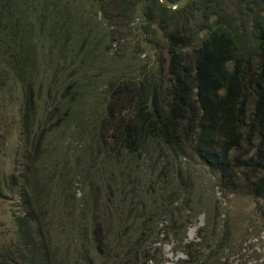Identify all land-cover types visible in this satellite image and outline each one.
<instances>
[{"label": "trees", "instance_id": "trees-1", "mask_svg": "<svg viewBox=\"0 0 264 264\" xmlns=\"http://www.w3.org/2000/svg\"><path fill=\"white\" fill-rule=\"evenodd\" d=\"M127 5L164 31L169 65L161 59L135 88L111 82L95 93L103 76L89 39L71 54L82 10L69 0H0V88L22 84L26 98L18 113L24 161L16 149L12 174L0 172V195H17L21 208L14 253L23 258L4 255L6 264H164L166 243L186 255L176 264H226L239 210L223 215L218 206L212 227L188 240L206 175L224 193L247 195L264 217V0ZM84 48L82 69L94 75L74 70L76 80L58 82L59 68L42 104L36 71L55 55L79 60Z\"/></svg>", "mask_w": 264, "mask_h": 264}, {"label": "rangeland", "instance_id": "rangeland-1", "mask_svg": "<svg viewBox=\"0 0 264 264\" xmlns=\"http://www.w3.org/2000/svg\"><path fill=\"white\" fill-rule=\"evenodd\" d=\"M69 1L78 10H82V15L78 18L82 31L76 42L73 33V42L71 43L76 48L75 51L72 50L71 54H78L84 40L89 39L88 44L92 53L88 56L96 68H93L94 72L98 75L100 72L103 76V78L101 77L103 81L99 82V87H95V93L99 90L103 92V89H106L111 82H117L116 85L124 84L129 80L135 81V85L131 87L135 88L143 81L142 74L148 73L154 67H160L161 59H167L164 65H169L170 57L167 49L169 40L165 37L164 31L157 25L150 26L145 21L144 14L137 11L131 12V8H128L127 5L131 0ZM240 17L241 15H239ZM62 36L68 37L67 31L64 30ZM85 52L86 49L84 48L79 60L75 59L72 63V60L64 61L66 64L59 62L55 55L36 71L35 88L36 85H44L39 98L42 104L48 97L47 86L54 82V72H61L58 82H63L65 77L71 78L66 83L73 82L78 73L77 78L81 79H83L82 74L85 76L94 75L88 68L82 69L81 61L87 56H84ZM56 53H58L57 50ZM59 68L61 69L60 72L58 71ZM74 70H78V73L74 74ZM140 73L141 77H139ZM24 93L22 84L18 87L14 86L13 90L5 87L0 88V134H6L8 137V143L5 146L0 145V172L12 174L17 157L16 149L20 151L17 160L19 162L24 161L23 154L27 146L21 137L22 125L18 116L20 109L26 103ZM109 95L105 110L110 106V99L111 102L114 101L115 103L117 99L116 89ZM86 108L87 110L91 109L87 106ZM253 109H255V102L250 100L248 105L249 116L253 114ZM118 111L117 107L114 108V117L119 114ZM126 112L123 109V116L126 115ZM213 183L210 175L203 176L199 180L197 190L200 189L199 192L206 194L205 206L189 228L188 240H199V231L212 227L213 222L210 223L208 218L216 213L218 206L224 205L223 208L219 209L223 215L231 213L232 209L239 210V214L230 223L237 228L235 244L222 253L221 262L226 264H264V217L261 215L258 205L245 194L240 197L232 196L228 192H222ZM9 196L12 195H8V197L0 195V263L2 264H6L2 261L4 255L15 262L21 261L23 258L20 252L14 253L16 251L14 244L18 241L15 215L21 211L20 201L17 195ZM228 200L231 201V208L225 207L224 203ZM259 204L264 208V201H260ZM201 234H204V231ZM163 248L166 258L164 264H176L179 259H186L185 254L175 251L173 243H166ZM37 258L40 259L39 256Z\"/></svg>", "mask_w": 264, "mask_h": 264}, {"label": "clouds", "instance_id": "clouds-1", "mask_svg": "<svg viewBox=\"0 0 264 264\" xmlns=\"http://www.w3.org/2000/svg\"><path fill=\"white\" fill-rule=\"evenodd\" d=\"M174 9H176V7H173Z\"/></svg>", "mask_w": 264, "mask_h": 264}]
</instances>
